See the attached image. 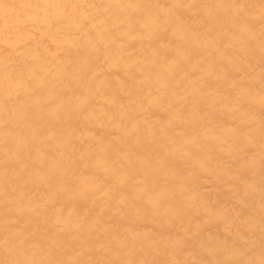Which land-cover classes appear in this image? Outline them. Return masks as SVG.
I'll list each match as a JSON object with an SVG mask.
<instances>
[{
    "label": "bare ground",
    "instance_id": "1",
    "mask_svg": "<svg viewBox=\"0 0 264 264\" xmlns=\"http://www.w3.org/2000/svg\"><path fill=\"white\" fill-rule=\"evenodd\" d=\"M0 264H264V0H0Z\"/></svg>",
    "mask_w": 264,
    "mask_h": 264
}]
</instances>
